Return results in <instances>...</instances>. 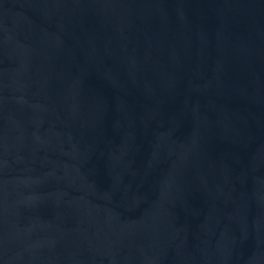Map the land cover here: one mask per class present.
Instances as JSON below:
<instances>
[{
  "label": "water",
  "instance_id": "95a60500",
  "mask_svg": "<svg viewBox=\"0 0 264 264\" xmlns=\"http://www.w3.org/2000/svg\"><path fill=\"white\" fill-rule=\"evenodd\" d=\"M0 264H264V0H0Z\"/></svg>",
  "mask_w": 264,
  "mask_h": 264
}]
</instances>
